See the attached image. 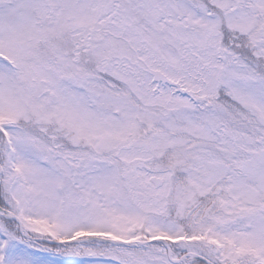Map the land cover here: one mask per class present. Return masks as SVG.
Returning <instances> with one entry per match:
<instances>
[{"label":"snow or ice","instance_id":"snow-or-ice-1","mask_svg":"<svg viewBox=\"0 0 264 264\" xmlns=\"http://www.w3.org/2000/svg\"><path fill=\"white\" fill-rule=\"evenodd\" d=\"M0 264H264V0H0Z\"/></svg>","mask_w":264,"mask_h":264}]
</instances>
